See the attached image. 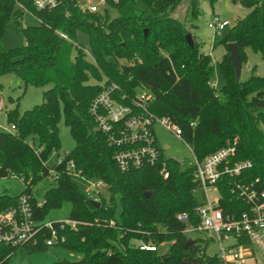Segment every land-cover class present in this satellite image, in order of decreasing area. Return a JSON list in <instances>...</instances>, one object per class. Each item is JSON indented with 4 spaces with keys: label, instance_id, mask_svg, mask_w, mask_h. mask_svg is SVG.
<instances>
[{
    "label": "trees",
    "instance_id": "obj_1",
    "mask_svg": "<svg viewBox=\"0 0 264 264\" xmlns=\"http://www.w3.org/2000/svg\"><path fill=\"white\" fill-rule=\"evenodd\" d=\"M104 1L116 17L111 18L107 10L82 12L76 0L40 11L31 0H0V39L13 18L25 41L23 47L11 50L0 45V76L13 74L24 88H46L41 104L22 115L7 112V123L15 130L0 131V179L15 177L23 183L19 195L30 199L36 221L42 222L48 211L63 202L70 204L66 221L74 227L52 223L54 240L81 259L57 264H215V257L206 256L196 241L184 247L190 239L176 218L185 214L189 224H199L192 194L197 187L193 167L163 159L167 179L160 175L161 164L121 171L113 159L116 148L96 128L89 107L110 84L119 88L117 97L123 96L125 104L142 90L150 96L147 110L176 127L197 160L227 143L232 145L229 164L249 162L250 167L239 176L223 177L217 187L219 207L237 217L247 206L230 194L234 183L258 180V188L264 191V113H252L264 109V77L250 75L244 82L237 81L227 45H236L242 64L246 49L264 57V0H232L248 12L218 41L225 49L219 64L223 78L219 93L213 87L211 58L200 53L193 39L192 47L187 44V31L171 17L180 0H142L149 13L139 9L135 0ZM207 1L212 6L218 0ZM189 2L195 13V0ZM16 3L38 21L37 26H21L24 12ZM78 34L87 37L90 60L76 44ZM91 79L104 80V86L89 84ZM61 117L75 146L60 164L56 160L49 167L50 155L60 149ZM50 174L55 185L37 206L30 189ZM72 174L101 181L110 202L99 196L95 207L72 183ZM19 195L1 196L0 212L13 207ZM115 196L121 204L119 219ZM51 240V231L45 229L36 245L24 248L45 250ZM143 245L155 251L141 250ZM162 246H167L166 251H159ZM18 249L0 247V263L9 264Z\"/></svg>",
    "mask_w": 264,
    "mask_h": 264
},
{
    "label": "built area",
    "instance_id": "obj_2",
    "mask_svg": "<svg viewBox=\"0 0 264 264\" xmlns=\"http://www.w3.org/2000/svg\"><path fill=\"white\" fill-rule=\"evenodd\" d=\"M62 1L31 0V3L36 11H40L54 9ZM118 1L120 0H112L114 3ZM100 2L105 4L104 0H100ZM16 8L28 13L19 3H16ZM81 11L98 13L95 6L81 8ZM228 26L227 21L221 20L217 16H214L212 22L208 24V28L215 33L223 31ZM61 37L65 38L62 35ZM101 85L104 86L103 83ZM118 91L119 88L114 84L104 86L89 107L96 128L106 134L108 143L116 148L113 156L115 163L121 171L161 164L160 175L163 179H167L168 173L163 170L161 149L154 137L153 126L159 124L183 142L179 136V130L165 119L157 118L147 110V104L150 101L148 93L138 94L137 92L134 98L130 99V104H125L122 102L123 96L117 97ZM2 105V98H0V111ZM14 130V125H10L3 132H13ZM190 151L192 161L187 165L193 167V178L197 184L192 194L194 196L197 190L203 191L205 202L197 204L195 207V214L199 220V224L195 227L188 223L185 214L177 215V220L185 225L183 234L185 236L193 233L208 235L218 249L214 255L215 264H245L248 258L253 257L255 251L264 256V191L258 188V180L236 182L231 186L230 194L247 206L246 211L234 217L223 213L219 207L220 194L217 184L225 176L231 178L239 176L242 171L250 167V163L237 162L230 165L229 158L234 149L229 143L202 161L197 160L191 148ZM57 163L60 164L61 160H58ZM69 167H72L71 162ZM87 182L89 189L84 195L92 202H98L100 188L104 184L101 181L93 180ZM209 193L216 194V196L210 199ZM37 206H40V203H37ZM64 223L74 227L73 223L66 221L59 223L60 228ZM110 224L112 225V223ZM45 229L51 231L54 240L55 233L52 223L44 224L41 221H36L30 199L26 195H19L13 207L0 212V247L34 246ZM140 249L155 251V248L146 245L141 246Z\"/></svg>",
    "mask_w": 264,
    "mask_h": 264
},
{
    "label": "rangeland",
    "instance_id": "obj_3",
    "mask_svg": "<svg viewBox=\"0 0 264 264\" xmlns=\"http://www.w3.org/2000/svg\"><path fill=\"white\" fill-rule=\"evenodd\" d=\"M139 9L144 10L146 13L148 9L142 0H135ZM80 8L86 9L89 6H95L98 13H103L107 10L111 18L116 17V12L109 9L100 0H77ZM247 10L241 7L238 1L232 0H218L212 6L207 0H195V13H193L189 0H180L176 8L171 13V17L179 21L187 31L193 41L198 46L200 53L208 55L214 65V78L213 87L216 93H219L223 86V78L220 72L219 64L223 60L225 54L224 47L218 43L226 32L233 26V24L246 16ZM214 16L219 17L221 20L227 21L229 26L223 31L215 33L208 28V24L212 22ZM38 21L30 14L24 13L21 19V26L33 27L37 26ZM76 44L84 51L86 58L90 60L91 52L88 45L87 37L83 34L76 36ZM0 45L4 50H11L21 48L25 45L23 35L18 31L17 26L11 18L7 24L4 34L0 39ZM246 61L241 66L239 81L244 82L250 75L257 77H264V57L258 53H254L246 49ZM72 55H74L72 53ZM104 80L95 82L89 80V84L101 85ZM0 98H2L3 107L0 111V131H6L9 128L7 123V112L16 110L19 115L31 110L33 107L41 104L42 93L46 88H33L27 86L24 88L23 84L13 75L5 74L0 76ZM145 91L139 90V93ZM264 113V109L253 111ZM58 138L60 141V149L57 154L52 153L48 159L47 165L52 167L56 160H61L65 154L69 153L75 146L73 139L70 136L69 129L65 126L63 118L61 117L58 125ZM153 134L157 141L161 154L165 160H174L180 165L192 161L190 148L187 144L183 143L174 136L172 133L165 130L159 124H154ZM53 174L38 182L30 189L31 197L37 202L43 201L44 193L52 188L54 184ZM72 183L77 187L79 193L85 194L88 191V182L83 177L72 174L70 175ZM25 189L23 183L15 177H5L0 179V197L8 196L15 197L21 194ZM100 196L108 204L109 194L105 185L100 188ZM216 194L209 193L210 199L214 198ZM194 201L197 204L205 202V195L203 191L197 190L194 194ZM114 204L116 206L115 217L119 219L121 204L119 197H114ZM70 211V204L63 202L60 208L50 210L47 212L43 219L44 224L66 222ZM191 241H196L201 247L205 249V254L208 257H213L217 252V246L209 239L208 235L202 233H193L186 236ZM167 246L159 248L160 252L166 251ZM81 259V256L73 251L67 250L60 245L56 244L52 239L50 245L41 251L30 250V248H19L11 256L9 264H57V263H75ZM245 264H264V256L255 251L253 257L248 258Z\"/></svg>",
    "mask_w": 264,
    "mask_h": 264
},
{
    "label": "water",
    "instance_id": "obj_4",
    "mask_svg": "<svg viewBox=\"0 0 264 264\" xmlns=\"http://www.w3.org/2000/svg\"><path fill=\"white\" fill-rule=\"evenodd\" d=\"M143 35H144V37L147 35V30L143 31ZM185 40H186L187 44L190 47H192L193 42H192V38H191V36L189 34L185 35ZM227 51H228V60H229L231 66L233 68L234 77H235V79L237 81H239L242 63H241V60H240L236 45L233 44V43L232 44H228L227 45ZM263 136H264V130H263ZM148 195H149V193L145 194V196H148ZM92 204L95 207H99V203L98 202H92ZM191 243H192V241H190V240L186 241L184 247L188 246Z\"/></svg>",
    "mask_w": 264,
    "mask_h": 264
},
{
    "label": "crops",
    "instance_id": "obj_5",
    "mask_svg": "<svg viewBox=\"0 0 264 264\" xmlns=\"http://www.w3.org/2000/svg\"><path fill=\"white\" fill-rule=\"evenodd\" d=\"M225 50V49H224ZM225 52V51H224ZM18 196V195H17ZM16 197V196H15Z\"/></svg>",
    "mask_w": 264,
    "mask_h": 264
}]
</instances>
